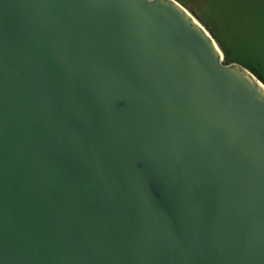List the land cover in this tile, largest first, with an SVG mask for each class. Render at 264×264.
Returning <instances> with one entry per match:
<instances>
[{
    "label": "water",
    "instance_id": "water-1",
    "mask_svg": "<svg viewBox=\"0 0 264 264\" xmlns=\"http://www.w3.org/2000/svg\"><path fill=\"white\" fill-rule=\"evenodd\" d=\"M0 264H264V85L175 0H0Z\"/></svg>",
    "mask_w": 264,
    "mask_h": 264
},
{
    "label": "trees",
    "instance_id": "trees-1",
    "mask_svg": "<svg viewBox=\"0 0 264 264\" xmlns=\"http://www.w3.org/2000/svg\"><path fill=\"white\" fill-rule=\"evenodd\" d=\"M210 34L223 63L240 64L264 85V0H175Z\"/></svg>",
    "mask_w": 264,
    "mask_h": 264
}]
</instances>
